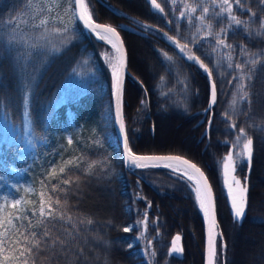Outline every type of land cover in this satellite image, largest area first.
I'll use <instances>...</instances> for the list:
<instances>
[{
  "label": "trees",
  "instance_id": "trees-1",
  "mask_svg": "<svg viewBox=\"0 0 264 264\" xmlns=\"http://www.w3.org/2000/svg\"><path fill=\"white\" fill-rule=\"evenodd\" d=\"M85 2L92 19L116 28L126 46L123 118L130 150L179 155L199 165L215 194L222 264H264V4L229 0L241 21L236 25L222 11L227 8L222 0H156L160 8L152 0ZM70 7L63 0L56 10ZM39 11V0H0V33L19 40L10 54H0V209L7 210L0 215L34 211L31 226L26 220L14 223L39 232L41 199L47 212L49 197L59 198L84 245L82 261L73 256L71 264H204L205 221L192 182L165 167L134 168L122 159L108 119L113 73L103 52L112 47L74 14L69 21H50L41 38L44 29L33 26ZM65 27L63 35L53 31ZM221 28L231 48L216 43L218 34L223 38ZM139 45L146 62L134 55ZM193 54L212 71L211 78L188 60ZM241 72L247 73L242 88L234 79ZM210 80L216 88L213 105ZM169 124L175 142L164 137ZM240 128L245 136L236 145ZM247 137L253 140L252 161L246 167L247 161L237 159L235 173L246 184L247 209L237 220L219 162L228 151L235 156ZM17 198L21 204L13 209ZM129 225L134 227L125 232ZM176 235L183 252L169 255ZM18 239H23L18 233L12 236L0 264L5 256L11 261ZM38 259L50 264L43 255Z\"/></svg>",
  "mask_w": 264,
  "mask_h": 264
},
{
  "label": "snow or ice",
  "instance_id": "snow-or-ice-1",
  "mask_svg": "<svg viewBox=\"0 0 264 264\" xmlns=\"http://www.w3.org/2000/svg\"><path fill=\"white\" fill-rule=\"evenodd\" d=\"M70 4L73 6V14L76 15L78 12V19L82 21L87 28H89L93 32H97L100 35V32L105 34H111L117 41L119 40V35L117 33L116 28L101 25L95 22L92 19V15L88 11V6L84 4V0H69ZM235 2L239 5L241 0H235ZM261 4H264V0H259ZM152 4L156 8H160V5L156 3V0H152ZM223 5H227V8H222V11H227L229 13L230 19L235 22L236 25H240L241 21L236 19L235 15H232V5L229 3V0H222ZM192 12L196 11V8L193 7ZM51 11V9H49ZM209 12L207 7L203 8V13L206 15ZM183 16V13H181ZM218 15V14H217ZM254 15V13H253ZM200 19H204V16H201ZM55 23V21H53ZM223 23V21H221ZM37 28H43L44 31L40 34L41 38H46L45 34L49 31V21L47 19L40 20L39 24L33 25ZM212 27L211 22L208 24V28ZM53 31L58 35H63L66 33L68 29L65 27L63 29L54 28ZM220 32L223 34V38L221 35L216 36V43L220 46L231 48L232 45L225 44L226 32L223 28L220 29ZM211 34V33H209ZM101 39H104L103 35H100ZM167 39L171 40V37ZM19 43V40L16 35L9 34L8 39H4V34L0 33V54H10L14 48L15 44ZM195 44L196 42L193 41ZM29 47H32L29 45ZM113 47L118 46L113 44ZM187 47V44L184 45ZM203 48V45H199L196 50L197 52ZM183 51V48H181ZM213 51H216V48L213 47ZM205 59H208V56L204 53H201ZM189 61L193 64H199V67L204 69L205 73H207L208 77L211 78L212 71L203 63L199 57L195 54L187 57ZM211 63V60L208 61ZM247 63V62H245ZM254 63V62H253ZM232 65L229 64V68ZM237 69L243 68V65L237 64ZM253 69H249L248 72L251 73ZM116 76L114 88L116 91L117 100L120 98V89H121V81L120 77L114 73ZM247 73L241 72L240 75L234 77L239 83V86L242 88V81L244 76ZM251 79V76L248 77ZM245 96H242L241 99H244ZM216 99V91H215V83L212 84L211 90V101L214 104ZM235 103V100L233 101ZM208 113H211V108L206 110ZM227 122V121H226ZM211 120H208L209 129H211ZM124 125L120 124L119 132L124 133ZM231 129H235L236 125H229ZM208 133L206 132V135ZM245 136V132L243 128L239 129V135L236 136V145L240 144L241 137ZM71 143V140L68 141ZM118 147L121 149V156L126 158L131 166L136 168L143 167L144 165L138 163L140 161L145 160H156V161H179L182 165L186 166L180 174L185 176L188 181L192 182L194 185V191L196 193V200L199 203V207L203 212L205 217L211 219V229L207 236V250H208V264H214V257L216 256V251L214 247V238L212 236V231L215 230L216 221L214 219V200L211 185L205 173L198 167L195 163H191L187 159H182L179 156H142L133 154L128 148V139L126 134L121 136H117ZM235 146V145H234ZM253 155V140L250 137H247L244 142L242 149L233 155L232 151H228L227 154L222 158L219 162V166L222 169L223 173V183L228 188L227 199L231 202V211L234 218L241 219L247 209V188L246 184H242L241 180L235 176L237 170V159L241 162L247 161L245 165L250 166ZM67 163L71 164L72 161H68ZM174 171H179V169H173ZM55 168H52V173H55ZM60 173L65 172L64 167H60ZM229 176H231V184H229ZM68 177H71V172L68 173ZM62 182L64 184H68L71 182L70 178H62ZM55 186H53V191H55ZM30 191V189H29ZM61 201L59 198L49 197V201L47 204V212H45V202L43 198L40 201V212H39V224L40 231L34 232L29 231L28 227H25L23 224L16 225L14 221H27L28 226H31L33 223L31 216L36 215L33 211L31 216L24 215V209H20V213L18 215H0V255L5 253V249L14 241L12 240V236L19 234V237L23 239H18L15 241L17 244L16 254L12 257L9 262L8 258L5 256L4 264H39V257L45 256L50 264H71L72 257L75 256L77 261H82L84 245L80 242L79 230L76 228L75 224L72 223V218L67 214V212L60 207ZM21 204V199L17 198L11 203V207L13 209L17 208L18 205ZM63 204H67V201H64ZM55 205V207H54ZM6 209H0V213L6 212ZM65 216H67V220H65ZM134 225H129L124 228L125 232L130 231ZM23 229V230H21ZM221 240L223 233L220 234ZM181 240L180 235H176L172 241L171 252L172 253H182L183 248L177 247V242ZM33 241H35L33 243ZM132 247L131 244L128 245ZM227 245L225 243H221V251L223 252L226 249ZM153 255L155 253H152Z\"/></svg>",
  "mask_w": 264,
  "mask_h": 264
},
{
  "label": "water",
  "instance_id": "water-1",
  "mask_svg": "<svg viewBox=\"0 0 264 264\" xmlns=\"http://www.w3.org/2000/svg\"><path fill=\"white\" fill-rule=\"evenodd\" d=\"M84 4L86 5L85 3V0H84ZM78 19V12L77 14L75 15ZM79 20V19H78ZM94 20V19H93ZM80 21V20H79ZM95 21V20H94ZM81 24L85 26V24L80 21ZM97 22V21H95ZM101 25H106V26H110V25H107V24H104V23H101V22H97ZM112 27V26H110ZM87 28V27H86ZM114 28V27H113ZM89 29V28H87ZM90 30V29H89ZM117 30V29H116ZM91 31V30H90ZM93 32V31H92ZM95 34H97V32H94ZM101 33V32H100ZM117 33L119 35V40L117 41L115 39V43L116 45L118 46V48L116 47V50H117V53L119 55V69H118V73L117 75L120 77V81H121V89H120V98H119V101L117 100V96H116V91H115V88H114V84H115V79H113V96H112V122H113V127H114V131H115V135H116V140H117V136H121L123 137V135L126 134V130H125V127H124V133H120L119 132V126L120 124H124V118H123V91H124V85H125V82H126V78H127V72H128V54H127V50H126V46L124 44V41L120 35V33L118 32L117 30ZM98 35V34H97ZM214 82L212 80H210V86H211V90H212V84ZM215 91H216V88H215ZM210 105H213L212 101L210 100ZM211 120V119H210ZM209 131V125L208 127L206 128V131L205 133L207 132L208 133ZM128 148H129V145H128ZM120 149V147H119ZM130 150V148H129ZM121 151V149H120ZM131 151V150H130ZM132 152V151H131ZM133 153V152H132ZM135 154V153H133ZM136 155H142V156H179V155H173V154H136ZM181 157L182 159H187L183 156H179ZM124 163L126 166H131L130 165V162L122 157ZM188 161H190L191 163H194L193 161L187 159ZM174 161V160H173ZM173 161H156V160H145V161H140L138 163H141L143 164L144 166L143 167H140V168H145V167H153L155 164H159V163H162V162H173ZM176 162H179V161H176ZM196 164V163H195ZM197 165V164H196ZM198 167H200L199 165H197ZM131 167H134V166H131ZM159 167H165V168H168L167 166H159ZM250 167V166H249ZM136 168V167H134ZM201 168V167H200ZM201 170L204 172V170L201 168ZM205 173V172H204ZM205 176L207 177L206 173H205ZM208 179V177H207ZM209 181V179H208ZM209 184L211 185L210 181H209ZM212 188V186H211ZM212 193H213V200H214V219L216 221V226H215V230L212 231V236L214 238V247H215V251H216V256H217V234H218V219H217V207H216V199H215V194H214V191H213V188H212ZM246 212V211H245ZM203 214V212H202ZM245 214V213H244ZM204 216V214H203ZM244 216V215H243ZM243 218V217H242ZM241 218V220H242ZM204 221H205V250H204V264H208V250H207V236H208V233L212 227L211 225V219L208 218V217H205L204 216ZM216 256L213 258L214 259V264H215V261H216Z\"/></svg>",
  "mask_w": 264,
  "mask_h": 264
},
{
  "label": "rangeland",
  "instance_id": "rangeland-1",
  "mask_svg": "<svg viewBox=\"0 0 264 264\" xmlns=\"http://www.w3.org/2000/svg\"><path fill=\"white\" fill-rule=\"evenodd\" d=\"M62 2H63V0H39V6H40L39 20L47 19L49 22L50 21H62V22L63 21H69L71 14H73V8L71 9V7H70V8L64 9L63 11H60V10L57 11L56 10V8ZM49 9H51V11H49ZM88 11H89V9H88ZM100 35H102V34L100 33ZM103 40L105 42H107L112 47L111 51L106 50L105 52H103V56H104L105 60L107 61V63L111 66L112 73H113V79H115L116 76L114 75V73L117 74L118 69H119V55L117 53L116 47H113V44L108 42L105 38ZM134 55L141 62H146V60H147L146 57L148 56L146 51H144V49H142L140 47V45L136 48ZM108 119L110 121H112V114L108 117ZM164 133L163 134H164L165 139L168 140L169 142L170 141H172V142L177 141L176 134L173 131V126L171 124H169L167 126ZM29 135L30 134L27 133L26 137H25V141L27 142L28 145H30L32 142V139L29 137ZM243 141H244V139H242L241 143ZM154 166H167L168 169H171L172 171H174L173 169H178L176 167H173V165L164 164V163L155 164ZM174 172H177L178 174H180L181 169L179 171H174ZM221 173H222V169H221ZM222 178H223V173H222ZM229 184H231V176H229ZM225 190H226V192H228V188L226 186H225ZM246 255H248V253L245 251L243 256L245 257ZM215 264H222V254L221 253H217Z\"/></svg>",
  "mask_w": 264,
  "mask_h": 264
},
{
  "label": "bare ground",
  "instance_id": "bare-ground-1",
  "mask_svg": "<svg viewBox=\"0 0 264 264\" xmlns=\"http://www.w3.org/2000/svg\"><path fill=\"white\" fill-rule=\"evenodd\" d=\"M101 34L104 36V38H105L108 42H110L111 44H116V43H115V38L112 37L111 34H105V33H103V32H101ZM162 163H164V164H169V165H173V167H176V168H178L179 170L181 169V172H183L184 168L186 167V166L182 165L180 162H176V161H173V162H162Z\"/></svg>",
  "mask_w": 264,
  "mask_h": 264
}]
</instances>
